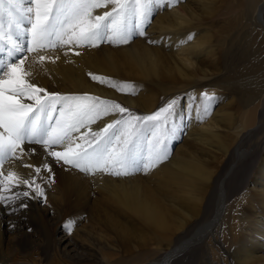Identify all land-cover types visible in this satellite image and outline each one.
Wrapping results in <instances>:
<instances>
[{
  "label": "rangeland",
  "instance_id": "1",
  "mask_svg": "<svg viewBox=\"0 0 264 264\" xmlns=\"http://www.w3.org/2000/svg\"><path fill=\"white\" fill-rule=\"evenodd\" d=\"M188 1L182 0V3L187 4ZM224 3H231L236 6L237 0H220V2L213 4L211 0L193 1V13L196 12V17L199 20L197 22L194 21V24H200L201 18L204 24L201 25L202 27L196 26L200 30L195 31L199 33L192 34L189 38H191V41H200L205 30L211 37L209 44L211 47L206 44L207 47L211 48L210 50L213 49L210 59L204 56L195 61L199 62L206 58L205 66L203 67L209 74L206 79H202L200 71L195 66H193L192 70L191 67L183 68L182 74L185 77L187 75V77L183 76L184 78H181L182 76H179L180 74L173 64L176 51L174 32L167 31L164 34H157V30L150 31L153 25L174 24V14H167L174 10L176 4L168 6V0H160L159 4L154 0L151 5L150 23L145 22V36L134 35L133 40L126 45L103 43L99 47L79 48L82 51L88 50L89 52L93 50L100 51V49H104L107 46L114 47H111L112 49H122L140 40L150 48L156 49L152 56L160 64L162 62L167 74L173 78L166 77L167 79L152 81L146 79L140 83L121 79L123 83H116H127L133 87L125 89L124 92H118L112 87L93 81L89 76L88 80L91 84L110 91L118 97L126 98L127 101L125 102L117 97H103L95 92L62 91L61 94H88L101 99L115 101L139 115L153 114L162 106H166L173 98L175 99V115L172 118L175 134L173 138L168 140L166 145L169 152L168 157L162 163L153 166L147 171L138 170L132 175L121 177L109 175L114 179L115 183H119L118 180L130 181V179L134 180V178H137L142 185L140 187L141 195L145 194L144 191L147 192L148 188L152 189L158 196L168 197L173 195L174 192L180 195L177 190H174V186H171L172 192L166 189V186H170L169 182L164 183L156 179L152 180L150 177L154 174L160 180H164L163 174H179L176 172L174 158L187 150L193 152L195 156L196 164L194 167H190L192 173L196 169H200L202 175L210 177L208 181L198 183L195 192L192 194L193 200L185 201L186 203H182V209L174 212V222L171 225L178 224L181 229L178 227L173 229V232L168 234V236L164 235V238H161L163 235L160 231H153L141 221L140 223L138 218L131 212H125V218L121 217L119 219L132 229V234L126 235L128 238L124 243L119 241L118 238L116 239V243L121 247V253L119 257L114 258V260L119 262L117 261L118 263L114 262L113 264H154L160 262L169 250L176 249L181 243L188 241L191 242L184 245L183 248L182 245L180 246L179 252L174 254L170 264H263L264 234L259 236L258 229L260 227L264 229V86L255 106L247 107L245 101L239 100L241 95L237 90L232 89V86L227 84L226 74L230 65L222 61L221 53L229 42H236L238 37L246 31L244 26L246 23L239 16L238 19L237 15H232L226 21L216 24L205 17L206 12L199 10V6L205 5L210 11L212 7L217 8V13H219L226 5ZM105 10L98 9L97 13L100 11L102 14ZM258 26L255 32L261 35L263 33L262 27L260 24ZM204 27L206 28L203 29ZM185 29H188V27ZM150 40L155 41V43H149ZM187 41L186 39L182 42V48ZM257 43H260L257 47H260L261 54L264 55L262 37L257 39ZM30 55L32 54H29V63L34 65L35 61ZM36 56L38 55L36 54ZM197 56L198 49H196L194 59ZM117 58L118 60L122 59V57ZM43 65H45V61L41 66ZM241 68V64L231 66L230 71L232 74L230 77L236 76L241 71ZM42 74L47 75V72ZM133 90L135 92L134 95L127 94L132 93ZM204 94L214 97V99L207 104L208 115L202 116V119H197L198 114L202 115V110L205 106L204 100L201 99ZM149 95H151V98L148 97ZM147 97L150 99H146ZM142 99H145L143 101L151 100L153 103L151 101L143 102ZM250 112L254 118L253 124L248 122ZM223 113L232 116L229 125L232 129H228L224 125L219 128L217 132V148L213 151L212 157H210L208 156V148L198 147V142L190 136V132L207 124H217L218 115ZM115 118L116 116L114 115L105 117L97 124H94L95 128L99 127L104 121L108 120L111 122ZM250 127H253V129H250ZM200 137L204 136L201 135ZM69 171L73 172L77 178L68 181L69 185L73 187V193L68 196L64 206L76 204L77 208L73 209V211H78L79 213L85 211L86 215L84 218L96 212L104 215L106 212L110 213L112 209L108 211L109 206L107 207L103 203V198L108 197L107 187L103 186L104 184L101 181L97 180L98 182H95L89 178L102 179V177L99 175H85L77 170L69 169ZM192 173L188 175L190 178ZM53 181L54 179H52ZM222 181H224V197L226 196L224 208L219 219L208 230V227L203 226L215 219L222 206L221 202H219V191ZM52 182H48L50 186H53ZM79 183L81 193H77L76 189H74ZM145 186L147 189H145ZM23 190H26L25 185H19L15 187L14 194L17 191L23 192ZM54 192L52 190L49 193L54 196ZM166 197L165 200H167ZM20 200L16 202L20 203ZM195 203H198V206L193 208ZM19 208L20 211L17 210L14 216L17 218L20 216L21 224H23L20 225L21 234H27V237L26 235L24 237L23 235L15 236L14 234L10 236V242L6 248V258L2 259L0 264H52L59 238L55 231V225L52 226L44 218V212L38 214L39 216H37L35 221V215L33 217L30 213V216L27 217L26 213H24L26 208ZM73 215L75 216L76 214L72 213L70 216ZM21 216L23 217L21 218ZM261 223H263L262 226H256ZM89 224L92 225L91 223ZM182 225L183 227H180ZM93 227L95 228V226ZM224 232L226 237L223 236ZM145 252L148 254L146 255ZM251 254L255 257L261 256V258H250Z\"/></svg>",
  "mask_w": 264,
  "mask_h": 264
},
{
  "label": "bare ground",
  "instance_id": "2",
  "mask_svg": "<svg viewBox=\"0 0 264 264\" xmlns=\"http://www.w3.org/2000/svg\"><path fill=\"white\" fill-rule=\"evenodd\" d=\"M193 1L198 2V0H189L187 4H183L182 0H179L174 10L167 14H174V24L153 25L150 31L157 30V34H164L167 33V31L174 32L176 51L174 53L173 64L176 66V70L180 74L179 76H182L181 78L185 77L182 74L183 68L191 67L192 70V68H194L193 66H195L196 69L200 71L202 79H206L209 74L203 67L205 66L206 58H209L211 52H213V49L210 50L211 48L206 46V44H210L211 37L205 30L200 41H191V38H189L192 34H198L199 32L195 30H200L198 27H202L201 25L204 24L202 18L200 19V24H194V21L197 22L199 20L196 17V12L193 13ZM211 1L212 4L220 2V0ZM224 4L226 5H224L223 10L221 12L219 11V13H217V8L212 7L210 11L205 5L199 6V10L206 12L205 17L209 20L211 19V21L216 24L226 21V19L232 15L239 16L242 21L246 23V25H244L246 31L238 37L236 42H229L227 44L226 48L221 53V59L226 64H229L230 68L233 65H242L241 71L234 77H230L232 73L229 68L226 74V81L228 86L231 85L232 89L237 90L241 95L239 100L245 101L247 107L255 106L262 87L264 86V55L261 54L260 47H257V45H260V43H257L259 37H262V41H264V0H237L236 6L231 3ZM99 14H101L100 11ZM258 24L262 27L263 33L261 35L255 32L259 27ZM186 27H188V29H185ZM205 28L206 27L203 29ZM186 39L188 41L182 48V42ZM209 46L211 47V45ZM111 47L112 46H107L104 49H100V51L93 50L91 52L88 50L82 51L80 49H73L72 51L68 48L46 52L43 54L51 59H46L45 65L43 66H41L38 56L32 54L30 56L35 61V64L29 63L28 58L26 67L33 71L31 82L48 91L55 93H62V91L95 92L103 97H117L124 102L127 101L126 98L118 97L110 91L103 90L99 88V86L97 87L91 84L88 80L89 73L102 77L104 76L117 83H123L121 79L140 83L146 79L152 81L171 77L167 74L166 68H164L162 62L160 64L158 60L156 61L152 56V53H155L156 49L150 48L140 40L122 49H112L114 47ZM196 49H198V56L194 59ZM76 51H79L80 55H75L74 53ZM65 52H67V55H65ZM204 56L206 57L205 59L195 62L197 59H201ZM56 57H59V59H56ZM117 57H122V59L118 60ZM4 58V54H0V59ZM43 72H47V75H43ZM151 76H153L152 79ZM150 96L151 95L148 97ZM148 97L146 99L151 98ZM143 100L145 99H142V101ZM150 101L147 100L143 102ZM151 102L153 103V101ZM231 117L230 114H220L217 117L218 119H216L219 126L211 123L190 132V136L198 142V147L208 148V156L212 157L213 151L217 148V132L219 128L224 125L226 128L232 129V127H229ZM108 122V120L104 121L96 128L94 125L92 129L99 130ZM248 122L249 124H253L254 122L251 112L248 115ZM250 129H253V127H250ZM201 135L204 137H200ZM25 147H35L38 149V153L36 155H29L26 153L19 160L5 162L3 166L5 174L12 171L17 173L18 176L29 180L36 178L33 169L25 168L23 165L41 164L43 156L42 150L38 145H26ZM48 159L53 164V170L55 172L54 181L52 182L53 186H50L48 183L49 175L46 170H42L39 178H36V182L44 189L45 197L34 198L35 192L32 191L31 187L25 186V191L30 192V197H21L22 199L20 201L26 202L28 205L24 212L27 217L30 216L31 213L32 216L35 215V217H33L36 221L37 216H39L38 214L44 212V218L47 219L52 226L55 225V231L59 238L57 243L58 247L56 248L52 264H113L117 262L118 260H114V258L120 256L121 247L116 243V239L118 238L119 241L124 243L128 238L126 235L132 232V229L119 219L121 217L125 218V212L127 211L136 216L138 221H141L148 228L153 231H160L163 235L161 238H164V235L168 236V234L173 232V229L178 227V224L174 226L171 225L174 222V212L180 211V209H182V203L185 201L193 200L192 194L195 192L199 182L208 181L210 179L209 176L202 175L200 169H196L192 173L190 167H194L196 161L193 152L189 150L181 152L174 158L176 172L180 175L177 173H171L170 175L163 174L164 180H160V178H157L154 174L150 177L152 180L156 179L164 183L169 182L170 186H166V189L172 192L171 186H174V190H177L180 194L177 195L175 194L176 192H174L173 195H169L168 197L165 196L167 200H165L164 196H158L149 188L147 192L144 191L145 194L141 195L140 187H142V185L137 178H134V180L130 179V181L118 180L119 183H115L114 179L109 175L106 176V174L96 173L94 175H99L102 179L89 178L95 182L99 180L104 184L103 186L107 187L108 197L103 198V203L105 206H109L108 211L112 209V213L106 212L104 215L96 212L84 218L86 215L85 211L82 213L73 211V209L77 208L76 204L64 206L68 196L73 193V187L69 185L68 181L77 178V176L69 170L55 166V162L51 161V158ZM190 173H192L191 178L188 176ZM223 184L224 181L221 182L219 191V202H221L222 206L215 219L203 226L208 227V230H210L214 223H216L215 221L219 219L221 211L224 208L226 196L224 197L225 189ZM74 189H76L77 193H81L80 183L75 186ZM145 189H147L146 186ZM14 190L15 188L12 189V193L10 194H14ZM52 190L55 191L54 196H51L49 193L52 192ZM8 194L9 193H5V195ZM20 203L16 202V205ZM16 205L6 207L0 204V262L2 259L6 258V248L10 242V236L14 234L15 236L23 235L24 237L26 235L27 237V234H21L22 230L20 229V225L23 224H21L22 221L20 216L19 218L14 216L17 210L20 209ZM197 206L198 203H195L193 208ZM13 207H15V211H13ZM72 213L76 215L70 216ZM22 217L23 216H21V218ZM262 224L263 223L257 224L256 226L259 227L262 226ZM93 226H95V228ZM180 227H183V225ZM258 231L259 236L264 234L263 228L260 227ZM223 236L226 237L225 232ZM190 242L191 241L183 244L181 243L182 248ZM180 246L176 249L169 250L165 253L166 255L160 262L154 264H170L171 260L174 258V254L179 252ZM145 254L147 255L148 253L145 252ZM249 257L255 259L261 258V256L255 257L252 256V254Z\"/></svg>",
  "mask_w": 264,
  "mask_h": 264
},
{
  "label": "snow or ice",
  "instance_id": "3",
  "mask_svg": "<svg viewBox=\"0 0 264 264\" xmlns=\"http://www.w3.org/2000/svg\"><path fill=\"white\" fill-rule=\"evenodd\" d=\"M153 2L0 0V54L5 56L0 59V204L16 205L21 197H30L29 191L10 194L19 185L31 187L34 198L45 197L36 178L46 170L48 182H52L55 172L48 158L57 167L85 175L121 177L150 170L168 157L166 145L175 134L174 98L153 114L139 115L100 97L49 92L31 82L33 71L26 67L29 54H37L42 65L51 59L42 54L48 51L99 47L103 43L126 45L134 35L145 36V22L150 23ZM155 2L159 4L160 0ZM178 2L168 0V6ZM98 9L106 10L99 14ZM89 76L118 92L133 87L92 73ZM201 99L205 106L197 119L208 115L207 104L214 97L204 94ZM112 115L116 118L111 122L99 130L92 129V125ZM26 145H38L43 153L41 164L23 165L33 169L36 178L29 180L12 171L5 174V162L38 153L37 148ZM16 206L28 205L21 202Z\"/></svg>",
  "mask_w": 264,
  "mask_h": 264
}]
</instances>
